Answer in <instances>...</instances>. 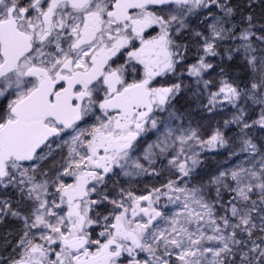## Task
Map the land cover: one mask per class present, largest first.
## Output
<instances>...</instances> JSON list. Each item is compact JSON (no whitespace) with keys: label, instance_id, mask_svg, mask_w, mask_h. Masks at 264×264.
<instances>
[{"label":"snow or ice","instance_id":"snow-or-ice-1","mask_svg":"<svg viewBox=\"0 0 264 264\" xmlns=\"http://www.w3.org/2000/svg\"><path fill=\"white\" fill-rule=\"evenodd\" d=\"M9 220L0 264H264V0H0Z\"/></svg>","mask_w":264,"mask_h":264},{"label":"trees","instance_id":"trees-1","mask_svg":"<svg viewBox=\"0 0 264 264\" xmlns=\"http://www.w3.org/2000/svg\"><path fill=\"white\" fill-rule=\"evenodd\" d=\"M241 0H232L233 4H239ZM259 13V8L256 9ZM239 19V16H237ZM17 226L15 224H9L6 227L0 228V254L7 256L12 251V246H14V241L17 238ZM7 237V239H5ZM9 242H12L10 245Z\"/></svg>","mask_w":264,"mask_h":264},{"label":"flooded vegetation","instance_id":"flooded-vegetation-1","mask_svg":"<svg viewBox=\"0 0 264 264\" xmlns=\"http://www.w3.org/2000/svg\"><path fill=\"white\" fill-rule=\"evenodd\" d=\"M9 224H15L17 227H19V225L16 224L14 221L9 220V221H7V222H5V223H0V228H1V227H6V226H8Z\"/></svg>","mask_w":264,"mask_h":264},{"label":"rangeland","instance_id":"rangeland-1","mask_svg":"<svg viewBox=\"0 0 264 264\" xmlns=\"http://www.w3.org/2000/svg\"><path fill=\"white\" fill-rule=\"evenodd\" d=\"M205 164H206V165H209V166H214L215 161H214V160H206V161H205ZM141 187H143V185H141ZM17 228H19V227H17Z\"/></svg>","mask_w":264,"mask_h":264}]
</instances>
